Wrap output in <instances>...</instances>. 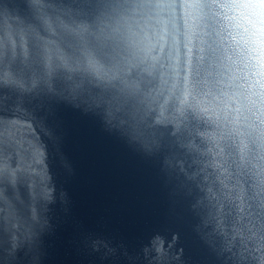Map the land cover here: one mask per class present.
<instances>
[{
  "label": "snow or ice",
  "instance_id": "1",
  "mask_svg": "<svg viewBox=\"0 0 264 264\" xmlns=\"http://www.w3.org/2000/svg\"><path fill=\"white\" fill-rule=\"evenodd\" d=\"M49 3L32 0L41 14L42 26L36 27L0 11V80L14 78L17 67L33 58L49 69L87 60L104 90L99 105H104L109 129L120 130L152 155L160 147L156 129L172 125L168 131L176 143L203 157L196 162L203 166L201 186L215 203L220 239L197 228L202 242L212 251L238 256L237 264H264V0H111L108 27L91 38L98 46L117 37L124 41L119 47L123 54L106 65L89 49L87 30L67 16L49 17ZM208 9L221 16L213 14L215 25L199 31L197 13ZM68 35L77 41L76 52L62 39ZM209 111L224 126L215 150L216 161L222 162H211L201 152L204 145L190 134L195 115ZM249 145L252 155L246 156ZM205 160L210 162L205 165ZM164 166L177 167L172 157ZM179 170L183 181L175 191L200 182V172L193 173L184 161ZM253 173L254 179H248ZM241 180L252 186L245 190Z\"/></svg>",
  "mask_w": 264,
  "mask_h": 264
},
{
  "label": "clouds",
  "instance_id": "2",
  "mask_svg": "<svg viewBox=\"0 0 264 264\" xmlns=\"http://www.w3.org/2000/svg\"><path fill=\"white\" fill-rule=\"evenodd\" d=\"M27 7L32 10L35 17L33 26H42L40 20L41 14L36 12L32 7V0H26ZM52 9V11H49ZM113 5L111 0H68V3H49L45 12L49 17L67 16L77 27L83 26L87 30L86 39L88 47L94 57L101 64H105L114 56L113 53L124 43L122 38H115L114 42L98 46L91 39L100 31L106 29L112 19ZM0 11L4 12L3 8ZM90 13L94 15L90 16ZM65 44L71 52L77 51V41L70 35L62 37ZM12 90L18 93L17 104L24 105L26 102L33 104L35 108H44L52 99L68 101L79 107L81 103L92 108L99 105L104 95V90L99 86V79L95 71L88 65L87 60L75 61L71 68H54L49 69L46 64H42L38 59L33 58L28 64L21 63L16 70L12 79L0 80V90ZM3 96L0 95V101ZM205 115L207 113H204ZM201 113H197L195 120L200 118ZM190 134L193 140L196 135H200L198 127L193 125L190 128ZM51 135V132H49ZM55 139V138H53ZM31 192L32 204L30 218H21L12 211L4 217L2 225L5 233L10 236L0 239V248L3 249V259L5 264H15L16 252L25 243L28 245L25 255L34 253L30 264H40L39 246L41 244V234L51 227L50 218L47 215L49 209L48 203H54L55 197L51 192L43 190ZM46 193V195H45ZM45 203L42 207H37V202L41 198ZM65 202L67 194L63 192ZM7 205V202H5ZM66 204V203H65ZM10 209V205L7 206ZM17 222L19 226H17ZM155 236L152 238V241ZM151 241V244H152ZM10 244V247L8 246ZM150 246L143 248V259L148 260V249ZM115 249L109 250V253H115ZM125 255L128 256L127 253ZM129 264H142L139 255L128 256Z\"/></svg>",
  "mask_w": 264,
  "mask_h": 264
}]
</instances>
